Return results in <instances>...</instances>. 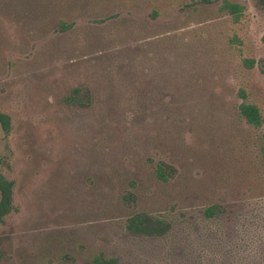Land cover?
Wrapping results in <instances>:
<instances>
[{
	"label": "rangeland",
	"instance_id": "374dc122",
	"mask_svg": "<svg viewBox=\"0 0 264 264\" xmlns=\"http://www.w3.org/2000/svg\"><path fill=\"white\" fill-rule=\"evenodd\" d=\"M263 35L258 0H0V264H264Z\"/></svg>",
	"mask_w": 264,
	"mask_h": 264
},
{
	"label": "trees",
	"instance_id": "16d2710c",
	"mask_svg": "<svg viewBox=\"0 0 264 264\" xmlns=\"http://www.w3.org/2000/svg\"><path fill=\"white\" fill-rule=\"evenodd\" d=\"M208 3L210 0H203ZM264 4V0H258ZM223 9L228 13L232 14L237 18L242 11V7L237 4L224 2ZM264 43V35L261 38ZM252 61H249L248 66L252 65ZM79 88H74L72 95L68 98V102L73 105L83 106L84 104L78 101ZM87 102L90 100V93H86ZM238 111L240 116L245 120V122L255 128H259L263 124V118L259 112L257 106L253 104H248L242 102L238 106ZM0 126L2 130L8 132L10 127L9 117L6 114L0 113ZM261 148L260 152L264 158V133L261 136ZM173 169L166 163L160 161L155 165L154 175L158 181L167 182L171 177H173ZM13 181H10L4 177L0 172V221L4 216H6L13 209ZM133 198L132 193H128L124 199ZM218 211L215 206L208 207L204 210V216L206 218L213 217ZM125 229L135 236H141L146 238L152 237H162L171 231V226L164 220L157 217H152L144 212H135L126 221ZM93 264H119L116 257H104L95 256L91 259Z\"/></svg>",
	"mask_w": 264,
	"mask_h": 264
}]
</instances>
